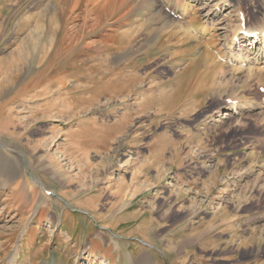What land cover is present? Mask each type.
Instances as JSON below:
<instances>
[{
	"label": "rangeland",
	"instance_id": "1",
	"mask_svg": "<svg viewBox=\"0 0 264 264\" xmlns=\"http://www.w3.org/2000/svg\"><path fill=\"white\" fill-rule=\"evenodd\" d=\"M44 12L42 52L26 37ZM262 22L264 0H0V62L20 67L0 64L13 76L0 89V264H264V81L220 57L234 27ZM128 34L105 86L95 52ZM204 54L217 72L185 79ZM233 101L240 113L222 119ZM17 136L23 179L8 167ZM234 211L238 232L219 225Z\"/></svg>",
	"mask_w": 264,
	"mask_h": 264
},
{
	"label": "bare ground",
	"instance_id": "2",
	"mask_svg": "<svg viewBox=\"0 0 264 264\" xmlns=\"http://www.w3.org/2000/svg\"><path fill=\"white\" fill-rule=\"evenodd\" d=\"M151 2V1H150ZM121 3V2H120ZM149 3V2H148ZM152 3V2H151ZM122 4V3H121ZM119 6V8L123 5ZM150 4V3H149ZM155 4V3H154ZM153 5V4H152ZM162 5V4H161ZM166 7V6H165ZM117 6L114 7V12L118 11ZM123 8V7H122ZM19 9V8H18ZM167 9V8H166ZM184 10V9H183ZM66 8H64L62 10V12L60 13L62 16H65L66 15ZM51 14V13H50ZM54 14V13H53ZM47 15V13L45 14V12L43 14H41V18H43L42 20L39 21V25H38V28L35 29V30H32L30 33H28V37L27 40L29 41H34L33 45L32 46V50H41L42 48V52L45 51V44H42L43 42V38H46L44 37V28H43V23L45 22H42L45 20V16ZM176 15V14H175ZM58 16V15H57ZM56 16V17H57ZM167 17V16H166ZM208 17V16H207ZM51 18H55V16H52L51 15ZM169 18V17H168ZM56 19V18H55ZM167 19V18H165ZM68 21V19H67ZM41 22V24H40ZM172 21H170V19L166 21V24L165 25H169L168 27H170V25H172L171 23ZM206 22V21H205ZM211 22V20H210ZM214 23V22H213ZM262 25L259 27V28H250V29H247V27L244 26V24H241L239 25L238 27H234L233 30H232V36H231V42H229V46L227 47V49L225 50V53H223L224 55L220 56L222 58V60H226L228 63H230L232 66H237L238 68H241V69H245L247 71V78L249 80H258L259 82L260 81H264V24L263 22L261 23ZM213 25V24H212ZM217 26V25H216ZM219 30H222V28H220ZM47 32V30H46ZM245 32V34L243 33ZM50 32H48L47 34H49ZM131 35L132 34H128V35H120V36H115L113 37V39H105L104 42H106V44H104V46L102 47L101 50L95 52V55L94 56H97V53L100 52L102 55H103V58L102 60L100 61L101 63L99 64L101 67L99 68V70H96V71H99L100 72V75L99 76H102L101 78H99L98 80H101V81H105V86L108 85V83L106 82L108 79V76L109 75H113V72H111L112 70H108L106 69V60L108 58V55H110L112 52H111V49L110 48H114L117 52H120L126 48H128L129 46V43L132 42V38H131ZM256 35V36H255ZM51 37V33L48 35L47 39H48V42L50 41ZM243 38V40L241 41L240 39ZM240 40V44L238 45V42ZM27 41V42H29ZM36 42V43H35ZM64 42V41H63ZM110 42V43H109ZM114 47H113V46ZM162 45V43H161ZM238 45V47H237ZM28 46V45H27ZM59 46V45H58ZM112 46V47H111ZM57 47V46H56ZM55 47V48H56ZM105 47V48H104ZM162 47V46H161ZM27 48H25L26 50ZM71 49L75 50L77 49V47H71ZM112 49V50H114ZM224 49V48H223ZM78 50V49H77ZM76 50V51H77ZM93 50V49H91ZM110 50V51H109ZM27 51V50H26ZM67 51V50H66ZM116 52V54H117ZM63 53V52H61ZM59 53V54H61ZM25 54V53H24ZM42 54V53H41ZM57 54V55H59ZM114 54V52L112 53ZM74 56H78V52L74 54ZM92 56L93 60H95L96 58ZM112 56V55H111ZM105 57V58H104ZM74 58V57H73ZM95 58V59H94ZM54 59V58H53ZM52 61V60H51ZM8 64L7 67L9 70H12V71H16L17 73L20 71V67H16V69H14V63L13 62H7V60H3L0 62V64ZM85 63V62H84ZM89 64V63H88ZM87 64V65H88ZM132 64V63H131ZM14 65V66H12ZM98 65V66H99ZM196 65H201L203 68H204V72H205V75H210V74H215L217 71L215 69H213V57L211 54H204L203 56H201L200 59H198L197 62L194 63V67L190 68V72L187 73L185 79L191 77L194 75L195 71H194V68L196 67ZM260 67H263L260 69ZM40 68V66H39ZM202 68V69H203ZM240 69V70H241ZM9 70L6 71V73L2 74L0 72V75H5V77L3 76V78L1 79L0 81V89L3 88L6 84L10 83L13 76L11 74L8 75L9 73ZM48 71L49 69L45 68V69H39L34 76H32L33 78H31L29 80V83H27V86L23 89V93H28V92H31L33 89L37 88L38 86H40L41 83H43L45 80H47V74H48ZM21 75V74H20ZM216 76V75H215ZM209 77V76H208ZM87 78V77H86ZM110 78V77H109ZM211 78H213L211 76ZM18 79V78H17ZM132 79V78H131ZM14 80V79H13ZM16 81V80H15ZM111 81V80H110ZM121 81L117 80L115 82V84H119ZM132 83V82H131ZM261 83V82H260ZM263 83V82H262ZM261 83V84H262ZM259 85V84H258ZM122 87H123V90L127 88V83L125 82H122ZM134 87V86H133ZM132 87V88H133ZM110 88V87H109ZM116 88V87H115ZM117 89V88H116ZM123 90H121L123 92ZM110 91V90H109ZM117 93H122L121 91L119 90H116ZM115 91V92H116ZM129 91V90H128ZM125 94V93H124ZM131 94V93H129ZM107 95V94H106ZM161 96H163L161 94ZM172 97L173 98V93L171 94V96L169 95L168 98ZM160 100V99H158ZM231 107H232V110L230 112H226L225 115L222 116V119H227V118H230L232 116H234L235 114L237 113H240L242 107L240 106V104L238 102H232L231 103ZM2 114V108H1V104H0V116ZM11 151V150H10ZM10 171V170H9ZM12 174V173H11ZM12 177V176H10ZM6 179V178H5ZM15 179V178H14ZM42 189H44V193L45 192H48L47 189L44 187V185H40ZM48 194V193H47ZM46 194V195H47ZM51 194V193H50ZM48 196V195H47ZM118 196V195H117ZM144 263L142 264H147L145 261L146 260H143ZM148 261V260H147Z\"/></svg>",
	"mask_w": 264,
	"mask_h": 264
},
{
	"label": "crops",
	"instance_id": "3",
	"mask_svg": "<svg viewBox=\"0 0 264 264\" xmlns=\"http://www.w3.org/2000/svg\"><path fill=\"white\" fill-rule=\"evenodd\" d=\"M16 138V137H15ZM17 138H22V141L24 142V143H22V145H21V151H22V153H20L21 155H22V157H19L18 155L16 156V155H14V157L13 158H11V159H13V166H8V167H16V166H20L21 167V171L19 172L20 174H17V178L16 179H19V178H21L22 177V179L23 178H25L26 177V175H25V171H24V163H28V164H31V162H30V150H29V148H28V146H29V140L28 139H24V138H28V137H22V136H17ZM25 140V141H24ZM24 149H25V151H24ZM11 152H14L13 150H11ZM15 154V153H14ZM11 156H12V154H11ZM10 158V157H9ZM49 163L50 164H52L53 165V162H52V158H50L49 157ZM12 180H14V179H12ZM23 185V184H22ZM23 191H24V193H25V191L27 192V193H29V191L26 189V188H23L22 189ZM84 190H82V192H83ZM88 191V189L84 192V193H86ZM137 193V192H136ZM135 193V194H136ZM97 200H99V198H97ZM82 203L83 201H76L73 205L74 206H76V207H79V208H88L87 206H86V204H85V202L83 203V204H80V203ZM129 202V203H128ZM131 202H132V200H128V199H121V201H120V203L117 205V207L119 208V211H123V212H125L126 211V207H130L131 206ZM94 209H96V205H94V206H92V207H89V211H94ZM154 209V206L152 205V206H150V212H151V216H150V218H151V220H149V223H147L149 226H150V224H153V222L154 221H152V217L155 215V211L153 210ZM234 213V214H233ZM233 213H231V214H233L231 217H229V220H225V221H219V225L221 226V227H227V228H232V229H234L233 230V232H238V228H237V226H238V219L239 218H241V216H239V213H237V212H233ZM163 216H164V218H169L170 216H171V213L168 211V210H165L164 212H163ZM124 224V223H123ZM199 224V226L201 227V225H200V223H198ZM212 225H216V223H215V220L213 219V220H211V222H210V224H209V227L211 228V226ZM187 225H185V226H183V227H181L182 228V230L184 229V227H186ZM194 228H199V227H192L191 229H189V230H193ZM208 229H204L203 230V234H205V235H212V231L211 230H208ZM213 236V235H212ZM189 238H191V240H189V242L191 243V245H193L194 244V240H197V237H195V236H191V237H189ZM213 238H214V236H213ZM245 243V241L244 240H241V244H244ZM173 264V263H172Z\"/></svg>",
	"mask_w": 264,
	"mask_h": 264
}]
</instances>
